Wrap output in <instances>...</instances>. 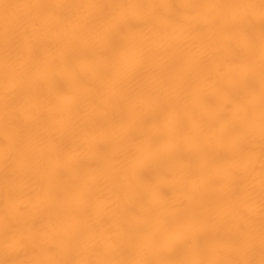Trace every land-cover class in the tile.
<instances>
[{"label":"bare ground","instance_id":"bare-ground-1","mask_svg":"<svg viewBox=\"0 0 264 264\" xmlns=\"http://www.w3.org/2000/svg\"><path fill=\"white\" fill-rule=\"evenodd\" d=\"M0 264H264V0H0Z\"/></svg>","mask_w":264,"mask_h":264}]
</instances>
